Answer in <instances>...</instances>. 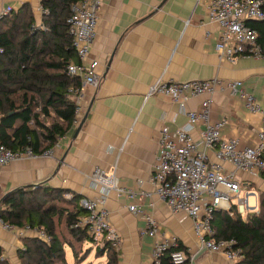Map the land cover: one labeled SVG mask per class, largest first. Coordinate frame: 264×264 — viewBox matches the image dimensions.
<instances>
[{"label": "crops", "instance_id": "obj_1", "mask_svg": "<svg viewBox=\"0 0 264 264\" xmlns=\"http://www.w3.org/2000/svg\"><path fill=\"white\" fill-rule=\"evenodd\" d=\"M211 2L104 0L89 55V61L99 64L102 82L98 88L81 89L83 117L89 108L90 112L80 134L74 139L75 133L71 132L61 139L53 157L18 161L1 168L0 200L10 191L41 185L68 190L83 199L104 197L110 222L121 238L118 264H153L156 240L144 235L146 223L129 210L131 205H139L156 218L167 237L177 240L180 250L195 257V264H232L223 254L200 248L191 218L173 213L157 197L145 195L153 190L150 179L161 129L165 125L176 129L187 122L183 111L170 99L161 95L146 98L156 80L240 81L247 92L264 103V60L241 58L236 64L220 61L215 49L218 27L209 22ZM25 4L35 13L36 24L42 25L38 12L41 0H0V17L6 8L18 9ZM207 98L192 99L186 109L200 110ZM212 99V121L228 120L223 136L237 139L240 148L256 146L263 117L247 111L238 97L216 93ZM201 128L193 132L195 140L200 139ZM209 158L217 162L214 151L209 152ZM224 167L233 170L229 164ZM97 168L106 172L116 169L119 185L136 195L119 197L116 191H110L103 196L92 184ZM236 180L254 194L250 197L254 204H250L257 212L264 179L238 172ZM22 238L0 226V247L12 264H20Z\"/></svg>", "mask_w": 264, "mask_h": 264}, {"label": "built area", "instance_id": "obj_2", "mask_svg": "<svg viewBox=\"0 0 264 264\" xmlns=\"http://www.w3.org/2000/svg\"><path fill=\"white\" fill-rule=\"evenodd\" d=\"M103 3L104 0L79 1L72 6V14L67 22L77 56V62L70 63L67 71L81 80V89L84 86L98 88L102 82V76L97 71L99 64L95 60L89 61V55L97 35ZM12 10L11 7L6 8L0 19ZM38 12L41 16L46 14L42 6ZM249 21H264V0H212L209 22L218 27L219 37L215 49L221 62L236 64L241 58L264 60V45L259 43L257 31L247 25ZM35 29L44 27L35 24L32 30ZM81 89H69L76 96L74 130L83 119L85 102ZM216 93L240 98L247 111L261 115L264 119V103H259L254 95L247 92L240 81L227 82L213 78L175 82L159 78L150 87L146 98L161 95L170 99L183 111L187 122L176 129L167 125L161 129L157 139L154 173L150 179L153 190L145 195L157 197L173 213H183L191 218L201 249L223 254L229 263L237 264L243 259L242 250L236 247L235 240L217 238L213 226L214 214L220 210L231 212L233 208L243 217L248 216L249 212H256V208L250 204V197L254 194L241 187L236 174L243 172L264 179V126L259 132L256 146L240 148L237 139L223 136L227 119L212 121V96ZM200 96H208L200 110L188 111L186 106L189 101ZM198 127H202L200 139L195 140L193 132ZM54 150L38 156L29 148L15 152L0 144V169L18 161L53 157ZM210 151L215 152L217 162L210 161ZM224 164L231 165L233 170H226ZM91 179L93 186L100 188L103 196H107L110 191H116L119 197L132 198L136 195L119 185L116 169L106 172L97 168ZM65 197L71 199L72 195L67 194ZM233 200L236 205H233ZM105 204L104 197L82 199L80 205L89 215L81 219L77 227L85 229L95 243L110 241L117 251L121 238L110 222ZM129 210L146 223L144 235L156 240L153 264H163L164 261L168 264H195V257L180 250L177 240L161 231L152 214L145 213L139 205H131ZM0 226L4 231L16 232L21 237L37 238L47 244L52 241L44 229L30 225L18 229L3 221H0Z\"/></svg>", "mask_w": 264, "mask_h": 264}, {"label": "trees", "instance_id": "obj_3", "mask_svg": "<svg viewBox=\"0 0 264 264\" xmlns=\"http://www.w3.org/2000/svg\"><path fill=\"white\" fill-rule=\"evenodd\" d=\"M79 1L41 0L46 11L42 16L44 29L32 30L36 17L27 4L0 19V144L12 151L29 148L43 156L69 133H75L76 103L69 89H81V80L67 71L70 63L77 62L67 22L72 6ZM247 25L257 31L259 43L264 45V21H249ZM30 188L16 189L7 196L0 205V221L18 229L27 225L44 229L52 241L47 244L23 237L24 248L18 251L20 264H69L67 249L76 259L75 244L58 233L64 213L52 203L65 202V196L71 194L72 211L64 215L67 230L75 242H94L85 229L77 227L89 215L80 205L83 198L45 185L36 187L38 192ZM259 199V214L245 218L235 208L214 214L217 238L235 240L242 250L243 259L237 264H264V193ZM101 243L100 254L107 258L106 264H118L119 254L111 242ZM0 264H12L4 258L1 247Z\"/></svg>", "mask_w": 264, "mask_h": 264}, {"label": "rangeland", "instance_id": "obj_4", "mask_svg": "<svg viewBox=\"0 0 264 264\" xmlns=\"http://www.w3.org/2000/svg\"><path fill=\"white\" fill-rule=\"evenodd\" d=\"M38 187V186H36ZM36 187L30 188L31 191L38 192ZM66 201H58L53 202L52 204L56 205L61 211H63L64 215L72 211V206L69 204L71 199H67ZM51 203V202H49ZM233 205H236V201H232ZM250 203L254 204V198H251ZM255 214H259V208ZM252 213V214H254ZM251 214V213H250ZM249 214V215H250ZM63 215L62 219H60L59 226L57 231L59 234L63 235L66 239L73 241L75 244V249L77 253V258L73 257L72 251L67 249V261L69 264H106L107 258L101 257L100 250L102 247V243H95L90 241H83V242H75V240L70 236L69 231L66 227V219Z\"/></svg>", "mask_w": 264, "mask_h": 264}, {"label": "water", "instance_id": "obj_5", "mask_svg": "<svg viewBox=\"0 0 264 264\" xmlns=\"http://www.w3.org/2000/svg\"><path fill=\"white\" fill-rule=\"evenodd\" d=\"M90 112V108L88 109V111L86 112V114L84 115L81 123L79 124L78 128L76 129L75 131V134H74V139H76L78 137V135L80 134L82 128H83V125L84 123L86 122L87 118H88V114ZM61 162L63 163L64 162V158L61 160ZM14 191V190H13ZM13 191H10L9 193H7L1 200H0V205L1 203L7 198V196H9Z\"/></svg>", "mask_w": 264, "mask_h": 264}]
</instances>
